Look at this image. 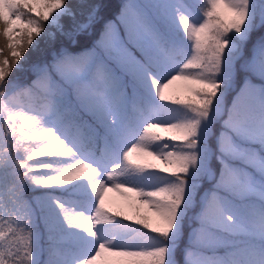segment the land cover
Returning <instances> with one entry per match:
<instances>
[{"label":"snow or ice","instance_id":"snow-or-ice-1","mask_svg":"<svg viewBox=\"0 0 264 264\" xmlns=\"http://www.w3.org/2000/svg\"><path fill=\"white\" fill-rule=\"evenodd\" d=\"M219 2L210 0L207 22L199 25L189 22L187 16L179 15L180 24H183L189 39L195 38V54L183 63L178 74L165 83H159L150 68L158 54L172 60L176 53L167 46L149 10L167 9L168 5L162 0H124L115 20H105L103 14L94 12L88 24L63 33L66 39L61 40L58 46H52L50 58L33 65L30 83L14 85V90L9 92V79L5 77L12 75L22 54L28 53V47L33 46L34 35L38 37L44 33V22L49 21V14L54 9L65 8L68 0L48 3L47 12L40 16L39 22L32 18L31 12L35 8L27 0H0V37H7V48L11 53L10 58H5L8 52L0 44V52H3L0 56V100H9L10 95L28 94L45 104L47 110L37 111L35 116L39 120L35 122L42 123L47 131L41 129L39 135L30 139L44 141L47 146L34 155L28 154L25 159L31 161L35 157H52L61 161L56 166L38 163L40 168L55 173L43 178L30 177L31 165L21 164L24 171L19 173L18 198H23L24 186L29 179L36 187H48L67 185L88 173L96 178L90 180L91 192L96 198L94 215L85 216L83 211H78L69 216L68 209L60 201L54 200L52 203L62 217L61 225L56 211L44 205L50 241L57 228H82L87 237L102 241L94 244V251L76 264H95V260L105 252L128 258L130 264H172L169 258L170 237L177 230L181 215H186L194 204L196 186L191 185L189 179L193 170L198 177L212 182V187L202 198V210L194 217L198 226L193 229L185 264H193L191 258L196 255L200 257L197 264H264V43L235 69L236 58L226 55L230 47L227 37L245 30L249 20V0H227L225 6L233 13L230 23L218 18ZM17 23H26L23 46H20L18 39H14V25ZM90 26L98 31V36L90 47L76 51L73 46L83 43L80 33ZM226 70L229 77H224ZM233 70L242 71L245 75L242 80L236 81L235 99L229 107L221 103L220 97L224 94V81L230 78ZM121 74L145 86L151 81L159 101L171 99L166 93L176 80L184 79L198 85L191 89L192 96L187 101H172L176 105L186 104L194 119L147 123V127L143 128L144 135L140 136V140H144L153 129H158L173 133V140L185 141L183 146L158 152L133 143L123 153L124 160L129 162L133 152L137 151L160 160L167 166L164 171L172 170L176 183L148 190L135 181L129 183L127 179H122L116 182L109 176L112 184L108 185L96 166L79 158L76 148L70 146L55 127L46 126V121L53 118L66 129L80 133L85 144L95 145L99 137L103 142L101 155L108 154L112 144L119 143L132 129L122 111L127 90L122 86ZM133 108L141 118H147L143 108L136 105ZM162 111L171 110L159 106L148 108V113L157 120ZM213 117L221 123L218 135L213 131ZM118 118L121 121L119 128L116 127ZM6 119L11 122L16 117L9 112ZM209 137H214V150L208 148ZM151 138L157 141L162 139L158 135ZM213 155L220 165L218 172L208 164ZM64 156H71L73 162L60 159ZM236 162L242 163L243 167H238ZM137 168L143 173L145 169L155 168V165L145 163L137 165ZM109 187L117 191L124 187L139 197L142 204L155 211L159 218L158 227H153L147 216H140L136 223L158 233L164 240L161 246L149 248L146 244L134 242L126 233L118 231L120 225L115 222L111 233L91 227L93 222L115 221V217L109 215L111 210L105 208L104 194ZM30 209L28 206L26 210L27 222L18 225V228L27 233L25 256L28 264H34L35 235ZM121 215L116 213V216ZM138 229L130 231L144 235ZM79 239L83 240V236ZM218 252H222V255H217ZM0 264H5L3 253H0ZM10 264H17L15 258ZM48 264L53 262L49 260Z\"/></svg>","mask_w":264,"mask_h":264},{"label":"rangeland","instance_id":"rangeland-1","mask_svg":"<svg viewBox=\"0 0 264 264\" xmlns=\"http://www.w3.org/2000/svg\"><path fill=\"white\" fill-rule=\"evenodd\" d=\"M192 1L200 0H162L163 3L168 5L167 9L157 8L150 9V15L153 21L165 40L167 46L174 50L176 55L174 59L169 60L165 55L158 54L156 61L150 68L161 80L166 78H171V76L178 74L182 70V65L185 63L192 54H195V50H191L189 54H185L184 50L186 48L185 35L188 33L185 31L183 24H180V14L188 17L189 22L196 25L207 22V20L198 12L194 3ZM210 1V0H209ZM52 2V0H27V3L31 4L35 11L31 12L32 18L39 22V18L45 12H47L46 5ZM227 0H220L217 6V11L223 15L225 18L233 16V13L225 6ZM69 3V0H68ZM68 5V4H67ZM67 5L63 9H54L52 13L49 14V21L44 22L45 31L41 36H35L33 39V46H29L27 51L30 53L34 49H40L50 37L53 31V26L58 23V17L67 10ZM27 14V9L25 10ZM53 16V17H52ZM253 10L249 5V20L245 25V30L241 34L229 35L227 39L230 40V47L226 50V55L229 57H234L235 64L238 58L239 65L247 61L257 49L259 45L264 43V39L256 41L252 46L245 49V53H249L250 56H244L242 48L243 41L245 40V33L248 29L252 27L260 26L264 23V4L261 6V10L257 15V18L253 19ZM114 20V19H113ZM26 30V23H17L14 25V39L20 41V46L24 43V31ZM194 38V37H193ZM195 39V38H194ZM0 44L4 45V51L8 52V56L5 58H10L11 53L7 48V37H0ZM235 49V51H233ZM250 49V50H249ZM3 52H0V56ZM27 55V52L22 54V58ZM21 60L18 62L19 66ZM173 63V65H169ZM235 69L236 66H234ZM196 72V70H190ZM236 70H233L229 79L224 81V94L220 97L222 104H225V94L234 90L235 88V78ZM242 79L245 75L242 71L239 72ZM122 86L127 90L126 103L122 109L127 121L131 124V133L125 138L121 139L119 143L112 144L111 151L108 154L101 155L100 147H102V141L98 137L95 145L92 143L85 144L83 137L80 133L76 131H70L66 129L63 125L56 123L53 118H49L46 121V126L55 127L59 134L67 140L70 146L76 148L79 153V158L84 159L85 163H92L93 167H97L101 173V178L104 179V183L111 185L112 181L108 179L109 176L113 177L116 182L122 179H127L126 182H133L139 184V186L145 187L148 190H154L159 187H164L170 183H176L175 178L172 177V170L164 171L167 167L160 160H155L152 157L145 156L142 152H133L131 157V162L125 161L123 158L124 151L128 150L133 143L139 145L140 147H145L147 149H153L154 151H168L174 150L175 147H181L186 142L185 141H169V142H159L153 140L151 134L144 140H140V136L144 135L143 128L147 127V123L152 122H163V123H174L183 122L186 119H194L193 114L187 109L186 104L176 105L172 101H159V98L155 93H150L142 88L139 82L129 76L123 75ZM224 77H229V72L226 70ZM223 78V77H222ZM182 80V79H179ZM25 85V84H22ZM21 85V86H22ZM13 83L9 85V92H12ZM235 94L232 93V100L235 99ZM187 101V100H184ZM14 105V107H13ZM133 105L144 109L146 119L141 118L139 114L134 110ZM149 106L161 107L165 109H170L171 111H163L164 113H159V120L155 116H151L148 113ZM47 110V106L39 101L38 98L25 94L23 96L15 95L9 96V100H0V253L4 254L5 264H10V262L15 258L17 264H28L25 256L26 243L28 238L26 236L18 235V225L21 223V216L18 215L19 210L22 206L21 200L18 198L17 185L19 183V173L24 171L20 167L21 164H29L31 168L29 170L30 177L43 178L55 174L54 171H47L38 166L40 164H51L53 166L59 165L61 161L55 158H44L35 157V159L28 161L25 157L28 154H35V149L38 146L46 147L44 141H37L30 139L31 136L39 135L40 130L43 129L47 131L42 123H36L39 117L35 114L37 111L44 112ZM11 114L16 117L14 121H7V114ZM87 119V117H85ZM217 121L219 128L221 123L219 119L213 117V122ZM120 118H118L117 128L120 127ZM24 131H21V129ZM155 129H153L154 131ZM219 130V129H218ZM218 135V131H217ZM111 140V138H109ZM165 145L168 147L165 148ZM214 147H209L210 149H215ZM258 147V146H256ZM215 156H211L212 158ZM60 159L73 162L71 156L60 157ZM41 160V161H40ZM210 160V159H209ZM208 160V164H209ZM145 163H150L155 165V168L145 169L141 173L137 165H143ZM238 167H243V164L236 162ZM210 166V164H209ZM143 175V177L138 178ZM96 179L94 174L88 173L82 175L78 178L77 183L69 184L68 193H57L55 189L50 187H36L34 182L29 179L24 186V196L27 201L30 198L34 205L40 204L41 197L48 203L51 209L56 211L57 220L60 221L62 225V217L59 215V210L55 208L52 203L54 200L60 201L67 209V215L72 216L75 212L83 211L85 216L94 215V207L96 204L95 194L91 192L90 180ZM190 184L194 186V183H198V191L194 196V204L188 210L186 214L187 224L189 226V233L187 237V243L184 247L183 263L188 259L186 253L190 247L192 232L195 227L198 226L194 217L199 214L202 210V198L205 196L206 192L212 187V182L208 181L205 177H198L195 170L190 174ZM128 186H131L129 184ZM105 204H114L123 208L129 217L139 219L140 216H147L150 218L153 227L159 226V218L155 211L152 210L148 205L142 204L140 198L136 197L133 192L126 191L124 187L117 191L112 187L104 194ZM38 217L40 223L43 225L44 232V242L43 250L46 251L45 262H40L38 259V250L34 248V264H48L49 260L53 264H76L80 259L88 256L94 251V244L102 241H94L92 238L87 237V233L83 231L82 228H71L63 229L57 228L54 232V236H59L61 232H64L68 239H53L49 240V230L46 227L45 217L47 212H43L42 209L38 208ZM139 213V215H138ZM51 223V221H48ZM87 226V225H86ZM94 229L107 230L109 233L113 230L114 226H110L104 220L101 223L96 224L93 222L91 225ZM137 228L136 226L125 224L119 227L118 231L121 233H126L131 240L137 243L146 244L147 247H159L164 243L162 237L154 233H148L144 237L143 235H137V233L130 231L131 229ZM139 230V229H138ZM151 232L150 229H146ZM140 231V230H139ZM13 232L16 233L13 236ZM178 232L175 231L170 237L171 251H170V261L172 264H179L174 259V248L175 239L178 237ZM83 236V240L79 238ZM59 238V237H58ZM17 253H19L17 255ZM217 255H222V252H218ZM199 256H193L191 259L193 264H197ZM110 262H119L121 264H130L128 258L113 256L109 252H105L100 258L95 260V264H110Z\"/></svg>","mask_w":264,"mask_h":264},{"label":"trees","instance_id":"trees-1","mask_svg":"<svg viewBox=\"0 0 264 264\" xmlns=\"http://www.w3.org/2000/svg\"><path fill=\"white\" fill-rule=\"evenodd\" d=\"M198 10V12L207 20V11L210 10L211 3L209 0H200V1H192ZM124 4V0H69V3L67 5V10H65L59 17H58V23L53 26V31L50 34V37L48 38L47 42L40 47V49H34L30 53H27L24 58L21 59L20 65L17 66L15 69H13V73L11 76L5 77V79H9V85L13 83L14 85H22V84H28L30 83L32 76V67L37 62H41L45 60L46 58H50L51 52H52V46H58L61 40L66 39V37L63 35V33L67 32L71 28L79 27L81 25H85L89 23V17L93 15L95 12L97 15L103 14V17L105 20H115V18L119 15L121 7ZM264 4V0H249V5L252 7L253 10V16L254 20L257 18V15L259 14L261 10V6ZM218 18L221 19L224 23H230L233 19V16L230 17H224L221 15L218 11ZM217 17H214L213 19H216ZM229 35H236V33H231ZM98 36V31L93 29L91 26L89 29H84L83 32L80 33V38L83 41L82 45L78 43L77 45H74L73 48L76 51H82L86 47H90L95 38ZM264 39V23H262L260 26L252 27L248 29L245 33V40L243 41V45H245L242 50L244 52V56H250L249 53H245V49L247 46L249 48L254 44L256 41ZM185 43L186 48L184 50L185 54H189L191 50L194 49L195 45V39H189L188 35H185ZM250 50V49H249ZM169 65H173V63H170ZM9 65H6L8 67ZM236 68L239 67L238 58L236 60L235 64ZM151 71V70H150ZM239 70L235 71V81L242 80V77L239 73ZM151 73L155 76L156 80L159 83H165L169 78H166L164 80H161L154 72L151 71ZM139 82V81H138ZM139 84L142 86L143 89L150 93H155L154 87L151 86V81H148V85L145 86L141 82ZM194 87H198V85H195L191 83L188 80H176L174 81L167 90V95L170 96L171 99L168 101H173L175 99L180 100H188L191 98L192 93L191 89ZM232 93H236V82H235V88L234 90H231L230 92L226 93L225 98V104L230 107L231 100H232ZM163 114L164 112H160ZM163 123V122H162ZM219 129V126L217 124V121L213 122V131L216 132ZM161 136L162 139L159 140V142H169L173 141L172 136L173 133L169 132H161L158 129H155L151 136ZM177 141H182L180 139H176ZM214 137H209L208 146L214 147ZM43 146H38L35 149V152L40 151ZM44 158H52V157H44ZM210 167H213L214 170L217 172L219 171V163L216 161L214 157L210 158L209 160ZM77 180H74L73 183H77ZM72 183V181H71ZM69 184L67 185H53L52 188L55 189L57 193H68L69 190ZM195 187V193L198 191V183H194ZM50 187V186H48ZM18 194V193H17ZM40 198V204L34 205L30 198L26 199L23 192V198L19 199L22 202V206L19 210L18 215L21 216V223H26V210L27 207H31V213L33 217V229H34V235H35V247L38 250V259L40 262H45V256L46 251L43 250V243L44 240V232H43V225L39 221L38 217V208L42 209L43 212H45L44 205L48 203L41 197V194L38 196ZM106 209H110L109 215L111 217H115V221L112 219L104 220L106 223H108L110 226H114V222L121 226L125 224H130L133 226H136L137 228H140L139 230L144 234L145 237L148 233H153L152 231L149 232L146 229L142 228V226L138 225L134 218L129 217L127 212L114 204H105ZM122 213L121 216H116V213ZM179 234L178 237L175 239V248L173 251L174 259L179 263L182 264L183 262V255H184V247L188 245L187 243V237L189 233V226L187 224L186 215H181L178 221V226L176 230ZM18 235L20 236H26L27 233L22 228L18 229ZM159 235L158 233H154ZM59 237V238H58ZM54 236L53 239H68L67 235L64 232H61L59 236ZM110 264H121L119 262H110Z\"/></svg>","mask_w":264,"mask_h":264}]
</instances>
